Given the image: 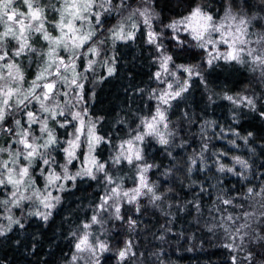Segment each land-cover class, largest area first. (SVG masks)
Returning <instances> with one entry per match:
<instances>
[{
  "label": "snow or ice",
  "instance_id": "snow-or-ice-1",
  "mask_svg": "<svg viewBox=\"0 0 264 264\" xmlns=\"http://www.w3.org/2000/svg\"><path fill=\"white\" fill-rule=\"evenodd\" d=\"M165 11L173 16L164 17ZM141 27L146 43L157 53L158 70L152 78L158 87L149 95L157 103L153 114L141 118L127 138L115 144L111 134L97 130L102 117L86 119L84 82L97 65L114 74L116 60L103 56L105 45L135 40ZM195 50L205 54L208 68L223 61L234 71L253 74L264 89V0H0V243L8 241L14 230H25L26 218L36 217L47 226L61 202V196L53 193L68 190V182L75 186L78 179L87 178L102 183L104 194L90 218L69 233L73 251L66 264H101V256L111 251L107 238H101L107 236L109 221H121L129 232H136L140 217L151 206L165 216L157 237L164 240L181 214L195 213V226L200 225L202 201L212 195L211 187L216 195L204 224L207 232L215 235L219 230L227 241L223 247L239 253L231 256V264H264V164L253 169L255 161L211 151L213 137L206 129L214 127V121L201 127L198 150L193 148L182 160L177 159L179 153L174 155L176 148L187 152L190 145L181 137L183 123L169 118L171 101L188 92L194 77L208 90L210 103L220 95L207 88L200 64L177 63L181 56L195 59ZM23 60L37 67L30 80ZM222 99L233 105V124L247 115L243 109L264 120V95L251 87L235 95L225 92ZM184 119L194 122L186 112ZM69 128L71 138H62L58 130ZM229 133L245 144L253 135L241 137L229 125L221 127L215 138L225 139ZM149 138L170 161L160 172L163 180L149 175L162 168L149 162ZM228 143L238 147L235 140ZM102 145L112 149L103 160L97 151ZM213 168L220 174L215 185L192 179L194 171L206 174ZM125 169L131 173L127 176L131 187H125V176L118 174ZM225 174L237 178L231 188L225 184ZM185 188L191 199L181 196ZM97 225L99 232L94 231ZM134 249L132 239L124 241L116 253L120 264H135L143 253ZM31 251L39 254L35 243Z\"/></svg>",
  "mask_w": 264,
  "mask_h": 264
},
{
  "label": "trees",
  "instance_id": "trees-1",
  "mask_svg": "<svg viewBox=\"0 0 264 264\" xmlns=\"http://www.w3.org/2000/svg\"><path fill=\"white\" fill-rule=\"evenodd\" d=\"M162 15L171 18L173 13L165 11ZM143 31L141 27V32L137 33L135 40L109 41L105 45L103 56L115 57V73L109 75L106 67L97 65L94 72L87 74L88 79L84 82L85 108L88 110V117L92 120L102 117L97 130L100 134H111L115 144H119L122 138L126 139L128 130L135 128L141 118L153 114L156 105L155 100L149 99V95L156 88L152 73L158 69L155 62L157 53L153 46L146 43ZM165 43L169 42L166 40ZM195 51L198 53L195 59L191 56H181L177 63L200 64L207 81V88L220 95L213 96L215 103H210L208 90L198 77H194L190 82L188 92L172 103L168 113L169 118L177 125L183 123L185 132L181 133V137L187 138L190 145L187 152L176 148L174 155L179 153L177 159L182 160L191 154L193 148L198 150L201 127L204 126L205 121H214L215 126L206 129L208 135L213 137L210 150L226 151L229 156L239 155L249 160L250 163L255 161L253 169L258 168L260 164H264V120L254 119L255 113L243 109L242 112L247 115L241 116L239 124H233V105L222 99V95L225 92L229 95L242 93L248 87L255 90L258 95H264V89L256 83L253 74L244 69L234 71L232 65H227L223 61L217 62L218 67L214 65L213 68H208L204 64L205 54L200 50ZM23 66L26 78L30 80L37 67L35 63H29L28 60H23ZM235 67L239 68L238 65ZM140 89H143V92H140ZM185 112L188 113L189 119L194 121L193 123L189 124L184 119ZM229 125L238 131L241 137L249 132L253 133L248 143L245 144L243 139H237L231 133L225 139L215 138L221 127L228 129ZM58 131L62 134V138H70L68 134L72 129H59ZM229 140H235L238 147H233L228 143ZM147 145L149 162L162 164L161 169H154L149 175L152 179L163 180L160 172L164 167L169 166L170 161L160 154L161 146L154 140L149 138ZM97 151L102 160L112 154V149L105 145ZM224 162L229 165L232 163L228 158H225ZM76 167H79V162ZM261 170L264 171V169ZM118 174L125 176V187L132 186V181L127 178L131 173H128L127 169ZM177 175L184 179L182 174ZM219 175L213 168L206 174L194 171L192 179L203 182L206 186L215 185L216 177ZM225 177V184L231 188L237 178L229 174H225ZM187 183L188 181L185 180V184ZM209 191L212 195H206L202 201L203 217L200 218V225L195 226V213L181 214L171 225L172 233H165L164 240L157 239V237L162 232L160 225L164 223L165 216L159 209L151 206L140 217L142 223L136 232H129L127 226L121 221L110 222L107 226V236L104 238L109 241L111 251L104 255L101 264H120L116 253L127 239L135 242L134 250L138 254L143 253L135 264H160L161 260L164 264H231V256L239 255V253H232L223 247L227 241L222 232L218 230L214 235L207 232L204 227L209 219V209L216 195L215 189L210 187ZM103 192L102 183L87 178L78 179L75 186H72V182H68V190L56 193L61 196V202L53 211V216L47 226L36 217L26 218L25 230H14L8 234L10 238L8 241L0 243V264H44V261H47V264H65L73 251L72 238L69 233L90 218ZM180 194L185 199H191V192L187 188ZM33 236L37 237L35 241L32 239ZM16 239L21 241L20 245L12 243ZM33 243H35L38 255L32 254ZM160 252L163 253L162 256L157 255Z\"/></svg>",
  "mask_w": 264,
  "mask_h": 264
},
{
  "label": "rangeland",
  "instance_id": "rangeland-1",
  "mask_svg": "<svg viewBox=\"0 0 264 264\" xmlns=\"http://www.w3.org/2000/svg\"><path fill=\"white\" fill-rule=\"evenodd\" d=\"M217 63V62H216ZM158 70V69H157ZM178 75H181L180 73H178ZM181 78L183 79V76H181ZM158 87V82L156 81V88ZM160 87H163L162 85L160 86ZM155 88V89H156ZM63 99H67V98H63ZM175 100H173V101H171V105H172V103L174 102ZM156 103H157V101H155ZM84 108H85V106H86V103H84L83 105H82ZM89 117H86V119H88ZM71 138V137H70ZM54 195H56V193L54 192L53 193ZM103 194H104V192H103ZM102 194V195H103ZM112 221H114V220H112ZM112 221H109L108 222V224L107 225H105V227H106V229H107V226L110 224V222H112ZM94 231H97V232H99L100 231V227L97 225V226H94ZM104 237L105 236H101V238L102 239H104ZM106 253H104L102 256H101V262H102V259H103V257H104V255H105ZM66 264V263H65Z\"/></svg>",
  "mask_w": 264,
  "mask_h": 264
}]
</instances>
